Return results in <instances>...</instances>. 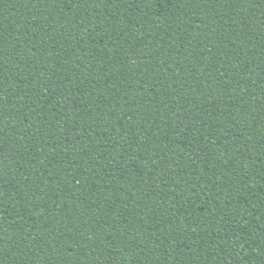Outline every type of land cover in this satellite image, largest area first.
<instances>
[{
  "label": "trees",
  "instance_id": "obj_1",
  "mask_svg": "<svg viewBox=\"0 0 264 264\" xmlns=\"http://www.w3.org/2000/svg\"><path fill=\"white\" fill-rule=\"evenodd\" d=\"M0 264H264V0H0Z\"/></svg>",
  "mask_w": 264,
  "mask_h": 264
}]
</instances>
